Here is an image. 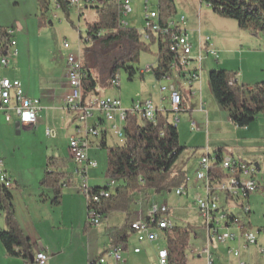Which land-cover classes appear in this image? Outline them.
Wrapping results in <instances>:
<instances>
[{
  "label": "rangeland",
  "instance_id": "1",
  "mask_svg": "<svg viewBox=\"0 0 264 264\" xmlns=\"http://www.w3.org/2000/svg\"><path fill=\"white\" fill-rule=\"evenodd\" d=\"M174 4L176 8L175 16L173 17L174 19L183 15L189 22L197 25L198 17L200 16L203 20L202 27L213 30L214 24H212L208 18L216 16V18H219L220 20H226L229 24H232L231 26H237L233 20L223 19L215 15L210 8L208 9V7H206V4L200 3L199 0H174ZM131 8L132 11L126 16H123V20L127 22V27L134 28L141 32L143 29V0H131ZM96 17V11L91 8L82 9L79 12L70 9L67 17L61 9L56 7L52 0H50L48 10L43 16L40 15L36 0H0V27L13 28L14 26H20L21 28L19 32H15L13 38L17 43L15 49L19 53L17 62L22 63V67H18L17 70L18 72H21L22 75L28 71L35 74L36 71L40 72L45 70V68L53 71L54 75H59L65 68V61L68 54H73L74 56L82 58L83 48L86 45H90V43L88 44L84 41L86 26L88 23L95 21ZM228 28L229 26H225V30L222 31V33L225 35L237 36L234 33L238 32L237 34H240L243 37L242 46L236 49L237 54H231L229 59H226L225 62L222 60L221 56L220 58L218 57V53L217 60H215L214 57H210V55L208 57L205 52H203L201 56L202 68L200 76L205 84L202 92L204 108L208 112L210 108L212 109L214 108L213 106H215V109H213L215 115H211L214 118L219 117L221 121L211 125V128L209 129L211 131L210 136L207 135L205 126H203L200 134L196 127H191L190 122L191 120H194L200 124L205 114L200 113L201 115H197V113H194V116H190L193 111L190 110L188 106L187 97H183V103L186 105V108L178 113L180 121L176 124L173 123L177 127L179 143L185 147L176 163V168L185 171V176L189 179L187 186H192L190 183L194 179L195 171L197 169V166H194L195 159L200 157L201 153L205 152L206 147L209 151H213L208 145V138L215 139L221 143L219 145L223 154L230 155L235 159H239L242 162L253 166L257 163L260 171H256L254 179L258 188L256 191L250 193V214L241 215L242 212L240 208L234 210L241 216L240 222L242 224L246 226L249 225V228L254 232L260 231L257 233L258 243L264 244V236L262 232L264 230V117L261 115L257 116L247 128L237 127L230 121L228 110L224 108L222 109L214 99L208 80L209 71L216 70V68H213V65L215 64V66L220 69L221 67H234L232 70H230V68H225V70L227 69V71L232 73H241L242 70L245 71L244 79L250 82H243V84L249 83L248 85L253 86L256 83L264 81V34H259L257 35L259 37H257L250 35L246 30L238 27H235L234 32L233 29L230 31ZM202 35L203 37H206V34L203 33ZM207 37L211 39L210 34H208ZM258 40L262 41L258 42ZM64 41L68 42L69 48L63 47ZM227 42L230 43L229 45L233 44L231 40H227ZM193 52H195V48L193 49ZM240 52H242V55ZM156 53L157 45H150V51L142 52L137 63H134L133 66L138 69H144L146 65L156 64ZM207 58L210 59L208 60ZM211 60L219 61V64L211 63ZM194 62L191 63V67L195 65ZM13 69H15V64L14 61H11L8 68L1 69V74L9 76L10 71ZM144 73V79L141 78L139 71L133 78L129 79L127 73L121 69L117 73L120 81L119 87L110 85L103 90L98 89V91L102 93L101 95L120 96L123 108L128 109L133 102H143L146 100H150L153 104L157 105L158 103H161V101L164 104H167L168 102L170 107L169 92H162L161 87L164 86L169 88L170 85L174 84L189 88L188 84L178 76V73L175 70L171 72L169 79H156L153 72L150 70ZM237 79L240 87H251L246 85L242 86L240 76H238ZM205 94L210 96L209 98L211 99L209 102L205 100ZM89 95L85 96V98ZM167 96L168 99L165 98ZM221 109L223 110V113L219 111ZM172 118L173 115L170 113L169 120L171 122ZM199 118L201 120H199ZM225 119L227 122H225ZM10 124L12 130L11 133H9V136L16 138H19L20 136H28V133L25 130L16 134L14 121H11ZM106 131V144L108 146L123 144V140L120 141L119 138L113 134L112 129L109 128L108 124L106 125ZM58 136H63V132L60 131ZM240 152L246 154L245 157H238ZM105 159L104 156L97 160L99 162L97 167L99 178L96 180L97 183L95 182V178H91V183L104 185L109 181V179L105 177ZM75 181H77V179H75ZM195 192H197L196 189L190 192L186 197H184L185 195L181 197L185 198V200L181 202L183 199L175 195L173 189L162 195L151 196L147 203L143 202L142 205L138 206L139 209L145 208L150 203H156L158 206L165 203L170 207L168 219L171 223L174 226L190 228L191 234L188 241V248L185 253V264L202 263L201 261L194 259L191 250L196 246L202 247L205 245L207 239V232L203 225V220L198 215L195 204L193 203L192 195ZM65 193L67 194L68 199L64 204L61 200L62 205L60 208L55 209V214L57 215L58 212H61L64 218H72L73 225L72 227L64 228V231L46 233V239L53 242L54 252L57 253L52 264H79L82 260L85 261L86 258L88 262L93 261L96 259L97 255L95 252L88 253V246L89 248L91 247L96 250L97 245L102 240L104 228L121 225L124 219V213H111L108 217V221L102 222L100 226L96 228L89 227L88 231L83 233L82 229L83 221L85 222V215L84 220L82 221L81 214H78L76 200L72 201V199L68 197L70 194H76V189L74 187L65 188L63 194ZM219 197L220 201L224 203L226 200L224 194L219 193ZM132 211H136V209L133 208ZM129 213L132 215V212ZM2 215L3 214L0 211V221H2ZM63 225L64 224H59L57 227L60 229ZM96 230L99 231L96 233ZM93 233L94 235L90 236V234ZM164 243L165 240L161 236L157 241V244L163 246ZM218 246L222 247L223 245L214 242L211 247L215 248ZM0 249L2 250L1 244ZM252 251V259L249 264H264V254L259 253L256 249ZM225 261L226 260L224 259L223 262L225 263ZM230 262L233 263L234 260L230 259Z\"/></svg>",
  "mask_w": 264,
  "mask_h": 264
},
{
  "label": "trees",
  "instance_id": "2",
  "mask_svg": "<svg viewBox=\"0 0 264 264\" xmlns=\"http://www.w3.org/2000/svg\"><path fill=\"white\" fill-rule=\"evenodd\" d=\"M68 17L70 7L67 0H52ZM209 6L215 15L233 20L238 28L250 35L264 34V0H199ZM40 15L48 10L50 0H36ZM158 22L164 27L175 16L174 0H154ZM87 8L96 11V20L86 26V45L83 48L81 69L83 73L82 93L103 90L111 85L119 70H124L131 79L139 69L137 63L142 52L150 51V45H157L156 65L150 71L160 79L172 71L176 60L169 49L166 36L149 33L145 40L141 32L122 25L123 17L118 0H104L103 3ZM0 29H4L1 28ZM235 73L225 69L211 70L208 80L211 93L221 108L227 109L230 121L237 127H248L257 116L264 117V81L251 87H240L236 82L230 86L228 79ZM168 110H156L154 121L140 116L127 115L123 124L122 145L107 146L102 135L100 146L105 151V177L115 181V187L107 196H100L95 208L101 222L110 212L129 214L138 200L146 202L154 195H162L186 185L185 171L176 168V163L185 147L179 143L177 127L169 120ZM221 153V151H217ZM46 171L41 186L53 192L50 204L58 206L64 187L73 184V178L66 170L62 157H47ZM103 186L90 187V194H98ZM10 188L0 184V211L3 214L4 229H0V244L9 257H19L32 263V244L22 232L14 215ZM110 246L125 245L132 233L128 218L118 227L106 228ZM191 230L188 227L173 226L163 232L169 264H185L186 250ZM99 258V257H98ZM97 258L91 263H95Z\"/></svg>",
  "mask_w": 264,
  "mask_h": 264
},
{
  "label": "built area",
  "instance_id": "3",
  "mask_svg": "<svg viewBox=\"0 0 264 264\" xmlns=\"http://www.w3.org/2000/svg\"><path fill=\"white\" fill-rule=\"evenodd\" d=\"M104 0H67L71 9L79 12L87 7L103 3ZM119 10L123 16H126L132 11L131 0H118ZM154 0H143V29L141 31L142 37L147 40L149 33L160 34L166 36L168 40L169 49L174 55L175 62L172 63V71L175 70L178 76L184 80L186 84H191L194 80H199L201 70V48L206 45V52L211 57L217 60V51L212 48L209 37H201L199 40L198 55L193 57L192 44L188 38L185 29L182 25L185 24V16L180 15L177 19L171 18L166 25L162 27L157 18L158 13L153 6ZM122 25L127 22L121 20ZM14 29L4 28L0 29V109L4 112L6 121L10 120L9 110L15 112L17 121L22 128H30L37 122L39 106L38 100L27 97L21 84L16 79H10L1 75V69L9 64L10 58L16 55V42L13 38ZM64 48H69L68 42L64 41ZM195 61V62H194ZM195 65L191 67V63ZM152 66H146L140 70L141 73L149 71ZM65 71L69 90L64 96V107L69 112L74 113L76 126V134L69 139L68 149L71 157L75 163L73 173L80 177L78 188L82 192L86 201V222L90 226H99L101 224L100 215L95 208L100 196H107L115 187V181L109 180L105 188H102L98 194H90V186L88 184V170L96 167V161L90 159L87 155V148L89 145L87 136H96L98 130L93 125L87 123L94 112L103 113L105 120L113 122L115 117L122 123L125 122L126 116L135 115L140 116L146 121H154V114L156 109L149 101L133 102L132 105L126 109L122 108L121 101L117 97L101 95L95 96L86 102L82 101V78L83 73L81 69V58L68 54L65 61ZM171 71V72H172ZM171 72L162 78L169 79ZM119 77L116 74L111 82L114 87H119ZM233 77L228 79L230 86L234 85ZM161 91L169 92V112L172 113V123L179 122L178 113L181 111V95L177 85H170L169 88L162 86ZM202 105L200 108L202 109ZM29 113L32 117L27 123L23 120V114ZM191 127H195V123L191 122ZM113 134L123 140L122 127L115 124L111 126ZM49 134V130L46 131ZM257 171L256 166L242 162L230 155L222 153H204L197 161V169L195 171V192L192 196L198 215L203 220V225L206 228L207 240L205 248H195V254H205V264H213L210 256L209 245L215 243L225 244L228 242H235L243 244L244 246L256 245L257 233L246 225L240 222L238 214L232 213L231 208H240L241 215H248L250 213L248 198L251 192L258 188L254 179ZM186 185L174 189L175 195L179 197L186 196L188 193L189 183L188 177L185 178ZM0 184L5 188H10L12 183L9 175L3 168V162L0 159ZM199 190V191H198ZM219 193L225 196V202L220 201ZM142 200H138V205L142 204ZM229 204V205H228ZM146 212L143 214L142 210L137 212L136 218L129 223L135 239L138 243L155 244L162 236L165 230L171 229V221L168 219L170 207L165 203L158 206L155 204H148ZM264 233V230H263ZM164 238V237H163ZM122 246L116 245L108 248L95 263L90 261L87 264H108L107 260L110 258L114 262L121 260ZM140 247L133 248L135 253L140 252ZM260 252L264 253V247H260ZM228 254L239 259V247L231 248ZM47 255L42 250H36L33 255L32 263L24 262V264H46ZM156 264H169L167 249L164 246H158L156 250ZM237 264H246L238 260Z\"/></svg>",
  "mask_w": 264,
  "mask_h": 264
},
{
  "label": "crops",
  "instance_id": "4",
  "mask_svg": "<svg viewBox=\"0 0 264 264\" xmlns=\"http://www.w3.org/2000/svg\"><path fill=\"white\" fill-rule=\"evenodd\" d=\"M206 7H208L209 9V6L206 5ZM185 19H186L185 24L182 25V29H185L188 38L192 44L191 55L193 57L198 55L199 46H200L199 40L201 39V37H203L202 35L203 33L206 34V36L210 34L211 36L210 41L212 48L217 51V53L219 54L218 57L220 58L221 56L224 62L226 59H229L231 54H237L236 49L242 46L243 37L240 34H237L238 32L234 33L237 36L225 35L222 33V31L225 30V26H229L228 29L230 31L233 29V32L235 31V27H238V26H231L232 24H229L226 20H220L219 18H216V16L209 17L208 18L209 21L212 22V24H214L213 26L214 29L209 30L205 27H202L203 20L201 19L200 16L198 17L197 25L189 22L187 18ZM13 29H14V34L15 32H19L21 30L20 26H14ZM227 40H231L233 46L229 45L230 43L227 42ZM259 41L262 40H258V42ZM194 48H195V52H193ZM203 52H205V54L209 57V54H207L206 52V45L204 44L201 48V56ZM242 52H240V54ZM18 56L19 53L16 51V55L10 58L9 60L8 66L10 65L11 61H14L15 64V69L10 71L9 76L3 74L1 75L10 79L18 80L21 84V88L24 94L29 98L38 100V106L40 109L38 112L36 124L30 127L29 129L28 128L24 129L22 127L19 128L15 127V123L17 122V117L12 109L8 111L10 114L9 121L5 120L4 112L0 109V159L3 162L4 170L7 172V174L11 179L12 185L9 191L12 196L11 202L13 205L15 218L22 232L30 240L32 244L33 255L35 254L36 250H42L43 252L46 253V255L48 254L46 264H52L53 260L55 259V256H57V253L54 252L53 242L49 241V239L48 240L46 239V233L47 232L54 233L55 231H64V228L72 227L73 220L70 217L64 218L61 212H58L57 214L58 216L55 214L56 213L55 209L60 208L62 205L61 200L63 201V204L66 203V200L68 199L67 194L66 193L63 194L62 191L63 197L61 196L60 204L58 206H53L50 204V199L53 197L52 190L49 188H43L40 184L41 179L46 171L45 162L47 157H62L66 160V170L71 174L73 178V184L71 186L64 187L63 190L65 188H70V187H74L76 189V194H70V196L68 197H70L72 201L76 200L78 214H81L82 221L84 220V215H85V222L83 221V229H82L83 233L87 232L89 227L96 228L99 227L100 225L90 226L87 224L86 201L84 195L78 188L80 177L73 173L75 168V163L69 152L68 144H69V139L76 134L77 123L75 121L74 113L69 112L64 107V96L67 94L69 90L65 68L62 71V73L59 75H54L53 71H50L49 69L46 68L45 70L40 72L36 71L35 74H32L31 72L28 71L27 73L22 75L21 72H18L17 70L18 67H22V63L17 62ZM207 59L209 60L210 58ZM218 62L211 60V63L219 64ZM155 65L156 64H150L146 66L155 67ZM8 66L5 67L4 69L8 68ZM201 68H202V61H201ZM213 68L220 69L219 67H216L215 64L213 65ZM225 68H230V70H232L234 67H221V69H225ZM141 69L142 68L139 69V74L141 78L144 79L145 78L144 72L147 71L141 73L140 72ZM244 72L245 71L243 70L241 71V73L236 72L234 80L238 84L239 82L237 78L238 76H240V81L242 82L241 83L242 86L243 85L251 86L248 85L249 83L243 84V82L244 83L250 82L244 79ZM204 86L205 84L201 76L199 77V80L192 81L191 84L188 85L189 88H184L181 85H177L179 89V93L181 95V111H183L186 108V105L183 103V97L186 96L188 99V106L190 110L193 111L192 115L190 116H194V113H197V115H201L200 113L205 114L203 120L199 118V120H201L200 124H198V122L194 120H191V122L195 123V127L200 134L203 129V126H205V130L207 131L206 133L208 136H210L211 131L209 129L211 128V125L217 123L218 121H221V119L219 117L214 118L211 115L214 114L213 109H215V106H213L214 108L212 109L210 108L208 112L205 110L203 103V94H202ZM101 94L102 93L98 91V89H96L95 91L82 93L81 99L83 102H86L95 96H101ZM87 95L89 96L85 98V96ZM113 97H117L120 99L121 106L123 108L121 97L117 95ZM204 97L205 100H207L208 102L211 99L209 98L210 96H207L206 94L204 95ZM165 98L168 99V96ZM150 102L152 103V101ZM200 105L203 106L202 109L200 108ZM153 106L156 110H160V111L169 110L168 102L167 104H164L161 101V103H158V105L153 104ZM222 109L219 110L221 111V113H223ZM11 121H14L16 134H19L21 131L25 130L27 131L28 136L25 137L20 136L19 138L9 136V133H11L12 130V126L10 124ZM225 122H227L226 119ZM87 123L92 126L94 125L98 130V134L96 136H87L89 142L87 148V155L90 159L96 161V167L88 170V184L90 187L103 186L100 184L96 185L94 183H91V178H95V182L97 183L96 180L99 178L98 177L99 173L97 172V167L99 162L97 160L105 156V152L103 151V148H101L100 146L101 138L103 135L104 141L105 143H107L106 142L107 124L109 125V128H111L112 124H115L118 127H123V125L118 121L117 117H115L113 122H109L105 120L103 113L97 111L94 112L93 116L88 119ZM47 130H49V134L46 133ZM60 131L63 132V136H58ZM219 144L221 143L218 142L217 140L208 138V145L213 151H209L206 147L204 153L206 152L212 153L216 151H221L222 153L223 151ZM204 153H201L200 156L203 155ZM245 155L246 154H244L243 152H240V155H238V157L243 158L245 157ZM198 159L199 157L196 158L194 161L195 167L197 166ZM255 166L257 168V171H260V168L257 165V163H255ZM75 179H77V181H75ZM190 184L192 186H188L187 195L195 189L196 183L194 179L191 181ZM249 198H248V205H249ZM181 199H183L181 202L185 200V198H181ZM138 206H139L138 203L134 205V209H136V211H132V208H130L129 212H132V215L130 213L126 215L124 213V219L128 218L129 223L136 218L137 212L139 210H142V212L145 213L148 207L146 206L145 208L138 209ZM236 208H231V211L232 213H235L237 215V213L234 210ZM111 213H115V212L108 213L107 217L102 222L108 221V217ZM238 217L240 219L241 216L238 214ZM1 220L2 221H0V229H4L5 225H4L3 215L1 216ZM59 224H64V225L59 229L57 227ZM113 227H118V226H113ZM246 227L249 228L250 226L247 225ZM106 228L108 227L104 228L102 240L97 245L96 250L91 247L89 248L88 246V253L95 252L97 255L96 258L100 257L108 248L112 247L110 246V239L106 233ZM97 231L99 230H96V233ZM94 233L90 234V236L94 235ZM206 243L207 242H205V245H203L202 247L196 246L191 250L194 259H196L197 261H201L202 262L201 264H205L206 262L205 254L198 255L195 254L193 250L195 248H199V249L205 248ZM117 245L123 247L121 252V260L119 262H114L112 259L109 258L107 260L108 264H156V250L159 245L157 246L155 244L153 245L148 243H138L135 239L133 232L130 233V235L128 236L125 245L122 244H117ZM222 245H223L222 247L218 246L215 248L211 247L212 244L209 245L210 256L212 258L213 264H237L238 260H241L246 264H249V262L252 259V254H251L253 252L252 250L256 249L259 253H261L260 247H264V244L258 243V236H257V243L254 246L252 245L244 246L243 244H237L235 242H228ZM163 246L165 247V245ZM237 246L240 249L239 259L228 254L229 249L235 248ZM135 247H140L141 249L140 252L135 253L133 251V248ZM224 259L226 260L225 263L223 262ZM230 259L234 260V262L231 263ZM24 262L25 261L22 258L7 256L4 252L3 247L2 250L0 249V264H24ZM87 262L88 260L86 258L85 261L82 260L79 264H87Z\"/></svg>",
  "mask_w": 264,
  "mask_h": 264
},
{
  "label": "clouds",
  "instance_id": "5",
  "mask_svg": "<svg viewBox=\"0 0 264 264\" xmlns=\"http://www.w3.org/2000/svg\"><path fill=\"white\" fill-rule=\"evenodd\" d=\"M30 119H32L31 115L29 113L23 114V120L27 123Z\"/></svg>",
  "mask_w": 264,
  "mask_h": 264
},
{
  "label": "water",
  "instance_id": "6",
  "mask_svg": "<svg viewBox=\"0 0 264 264\" xmlns=\"http://www.w3.org/2000/svg\"><path fill=\"white\" fill-rule=\"evenodd\" d=\"M15 127L16 128L21 127L18 121L15 123ZM29 259H30V261H33V256H30Z\"/></svg>",
  "mask_w": 264,
  "mask_h": 264
},
{
  "label": "bare ground",
  "instance_id": "7",
  "mask_svg": "<svg viewBox=\"0 0 264 264\" xmlns=\"http://www.w3.org/2000/svg\"><path fill=\"white\" fill-rule=\"evenodd\" d=\"M174 225L171 223V227H173Z\"/></svg>",
  "mask_w": 264,
  "mask_h": 264
}]
</instances>
